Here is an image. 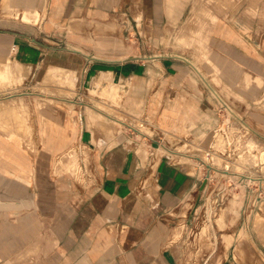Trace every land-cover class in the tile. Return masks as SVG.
I'll return each mask as SVG.
<instances>
[{
  "label": "crops",
  "instance_id": "obj_1",
  "mask_svg": "<svg viewBox=\"0 0 264 264\" xmlns=\"http://www.w3.org/2000/svg\"><path fill=\"white\" fill-rule=\"evenodd\" d=\"M187 2L0 0V61L13 55L27 82L41 77L35 95L0 99V264H181L172 230L198 165L141 160L134 125L113 132L89 109L207 153L224 102L232 127L264 135V0L212 2L206 17ZM177 33L194 52L173 47ZM53 68L75 73L76 89L44 83ZM108 85V97L92 93ZM69 151L79 177L61 169Z\"/></svg>",
  "mask_w": 264,
  "mask_h": 264
},
{
  "label": "rangeland",
  "instance_id": "obj_2",
  "mask_svg": "<svg viewBox=\"0 0 264 264\" xmlns=\"http://www.w3.org/2000/svg\"><path fill=\"white\" fill-rule=\"evenodd\" d=\"M230 1L233 0H188L190 9L187 14L190 16L197 14L199 11L196 10V5L203 3L204 11L200 10L199 13L206 17L210 15L208 7L212 2L225 5ZM13 16L20 19L17 13H14ZM22 19L27 20L28 18L23 17ZM10 25L13 27L24 26ZM203 31L206 32L205 26ZM163 41L165 40L163 39ZM192 43L194 41L187 42L180 39L178 33L174 34L173 47L175 49L189 46L191 52H194L196 47H193ZM4 44L5 42L0 38V47H5ZM7 46L9 49L15 47L11 43ZM162 48L166 49L167 46H162ZM103 58L115 59L117 57L105 56ZM19 67V63L13 55H8L0 61V99L8 100L14 96L26 97L36 94L37 82L35 80H40V74L37 78L27 82ZM8 68L11 70L7 72ZM67 72L60 68L50 69L43 78V82H53L56 85L75 88L78 76L71 73L69 77ZM55 75H59V77ZM108 88L109 85L101 92L92 91V93L106 98L110 95ZM112 99L116 102L115 98ZM24 105L27 107L30 124L32 121L31 104L26 102ZM96 107L101 112L91 109L89 111L107 121L108 128L113 132L120 130L121 127L131 130L130 125L135 126L134 129L140 133L134 130L132 133L137 139L134 142L135 147L140 151L141 160L146 161L151 158L152 163H156L159 158L168 156L176 162L189 163L190 166L198 165V170L197 168L190 170H194L195 173L197 171L200 182L189 194L188 201L185 202L182 213L184 217L173 225L172 230V240L182 243V247L176 251L180 255L181 264H264V135L248 131V127L237 121L234 126H237L241 132V135L238 136L241 138L236 143L237 150L229 154L226 141L223 135L219 134L212 143V154L209 151V158H207V153L204 150L196 151L193 146H191L192 149H189V146L185 147L183 139L175 137H165L164 146L173 152L167 151L149 140L153 137V131L142 119L134 120L132 123L126 120H124L126 123L108 120L102 111L115 113L117 118L121 114L116 109L101 103H96ZM229 112L232 113V110ZM230 129L231 127L229 131ZM243 133H247L245 138H243ZM217 146L220 147V151L216 153ZM152 151L153 154H150ZM72 152L74 151L67 153V159ZM83 158L88 162L90 157L85 154ZM79 161L78 153L75 164L62 169L69 170L77 176L80 170ZM207 165H210L209 169ZM208 170L209 176L206 177ZM190 172L193 173V171Z\"/></svg>",
  "mask_w": 264,
  "mask_h": 264
},
{
  "label": "built area",
  "instance_id": "obj_3",
  "mask_svg": "<svg viewBox=\"0 0 264 264\" xmlns=\"http://www.w3.org/2000/svg\"><path fill=\"white\" fill-rule=\"evenodd\" d=\"M226 119V118H225ZM146 124H147V121H144ZM231 127L230 131H229V128ZM134 131H136L134 129V127H132ZM138 132V131H136ZM140 133V132H138ZM219 134H222L223 135V138L225 139V144L227 145V148L229 150V154L235 152L237 150V147H236V143L237 141L241 138H238L240 134L239 132V129H235V127H232L230 125V118L229 120L227 121V123L225 124L224 127L221 128L220 132L218 133ZM165 140V139H164ZM161 145V146H164V143H163V139L160 138V139H156L155 140V145ZM165 147V146H164ZM155 149V148H154ZM209 152H207L208 154ZM150 154H153V151L150 153Z\"/></svg>",
  "mask_w": 264,
  "mask_h": 264
},
{
  "label": "water",
  "instance_id": "obj_4",
  "mask_svg": "<svg viewBox=\"0 0 264 264\" xmlns=\"http://www.w3.org/2000/svg\"><path fill=\"white\" fill-rule=\"evenodd\" d=\"M150 57H151V56L129 55V56H127V57H124L123 60L146 59V58H150ZM110 61H119V60L114 59V60H110ZM222 106H223V108L225 109L226 114H227L226 119L224 120V122H223V124H222V127H224L225 124L227 123V121L229 120L231 113H230V112L228 111V109L226 108V106H228L226 103L223 102V103H222ZM228 107H229V106H228ZM207 157H209L208 154H207ZM207 167H208V169H209L210 165H207ZM208 176H209V170L207 171V176H206V177H208Z\"/></svg>",
  "mask_w": 264,
  "mask_h": 264
},
{
  "label": "bare ground",
  "instance_id": "obj_5",
  "mask_svg": "<svg viewBox=\"0 0 264 264\" xmlns=\"http://www.w3.org/2000/svg\"><path fill=\"white\" fill-rule=\"evenodd\" d=\"M23 17H26L25 15H23L22 16V18ZM256 69V68H255ZM259 72V71H258ZM226 108L228 109V111H230L231 109L228 107V106H226ZM141 123H144V122H141ZM216 153H217V151H220L219 149H220V147L219 146H217L216 147ZM79 153V152H78ZM78 153L76 152V151H74V152H72L69 156H68V159L67 160H65L64 161V164H62L63 165V167H69L70 165H72V164H75L74 162H76V159H77V157H78ZM211 154H212V151H211ZM214 154H215V152H214ZM148 156V155H147ZM212 156V155H211ZM207 158H209V157H207ZM211 158V157H210ZM62 169V168H61ZM77 169H78V167H77ZM226 171V170H225ZM77 176L79 177V174L77 173ZM207 226V225H206ZM209 227V226H208ZM212 242V241H211Z\"/></svg>",
  "mask_w": 264,
  "mask_h": 264
}]
</instances>
